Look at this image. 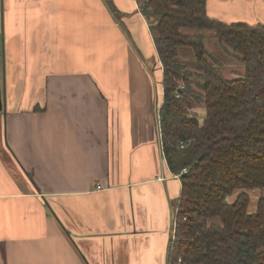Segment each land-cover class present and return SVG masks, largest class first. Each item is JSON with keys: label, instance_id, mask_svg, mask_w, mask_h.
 Masks as SVG:
<instances>
[{"label": "crops", "instance_id": "0c3cea01", "mask_svg": "<svg viewBox=\"0 0 264 264\" xmlns=\"http://www.w3.org/2000/svg\"><path fill=\"white\" fill-rule=\"evenodd\" d=\"M114 2L120 22L104 0H0V264H167L163 67L140 0ZM207 7L264 24V0Z\"/></svg>", "mask_w": 264, "mask_h": 264}, {"label": "trees", "instance_id": "16d2710c", "mask_svg": "<svg viewBox=\"0 0 264 264\" xmlns=\"http://www.w3.org/2000/svg\"><path fill=\"white\" fill-rule=\"evenodd\" d=\"M104 1L120 22L114 0ZM139 8L163 66L162 150L181 179L167 264H264V24L211 17L207 0ZM207 39L244 71L227 78ZM249 188L262 191L253 211Z\"/></svg>", "mask_w": 264, "mask_h": 264}, {"label": "rangeland", "instance_id": "374dc122", "mask_svg": "<svg viewBox=\"0 0 264 264\" xmlns=\"http://www.w3.org/2000/svg\"><path fill=\"white\" fill-rule=\"evenodd\" d=\"M2 40V38L0 37V41ZM207 47L208 50H212L214 53H218L220 55H222V57L220 58L221 62H220V67L222 69L223 74L227 77V78H231V77H235L239 74H241L244 71V65L240 62H238L231 54L227 55L226 53H224L221 49L217 48V41L214 39H207ZM190 50V48H189ZM2 43L0 42V87H2V90L4 88V76H5V72L3 71V61H2ZM189 55H192V51L190 50ZM162 66V65H161ZM163 67V66H162ZM158 68V67H157ZM159 69V68H158ZM158 71H160L158 74L161 73V69H159ZM157 71V72H158ZM163 72V71H162ZM162 102V101H161ZM161 103L159 104L160 107ZM158 107V109H160ZM203 109L199 108V112H203ZM159 113V110H158ZM159 117V116H158ZM1 127V125H0ZM5 129H1L0 131ZM160 137H161V132H160ZM162 138V137H161ZM162 140V139H161ZM250 192V200L252 199V201L257 200L258 197V188H249L248 190ZM238 191L235 190V192L231 195H229L227 197L228 201H232L235 198V195L237 194ZM255 203L250 204V210H254L255 208Z\"/></svg>", "mask_w": 264, "mask_h": 264}, {"label": "built area", "instance_id": "2783aa9c", "mask_svg": "<svg viewBox=\"0 0 264 264\" xmlns=\"http://www.w3.org/2000/svg\"><path fill=\"white\" fill-rule=\"evenodd\" d=\"M184 87V85L183 84H181L180 85V88H183ZM177 95L179 96L180 94L179 93H177ZM183 146V145H182ZM98 187H101V185L100 184H98Z\"/></svg>", "mask_w": 264, "mask_h": 264}, {"label": "water", "instance_id": "95a60500", "mask_svg": "<svg viewBox=\"0 0 264 264\" xmlns=\"http://www.w3.org/2000/svg\"><path fill=\"white\" fill-rule=\"evenodd\" d=\"M3 109V103L0 101V110Z\"/></svg>", "mask_w": 264, "mask_h": 264}]
</instances>
